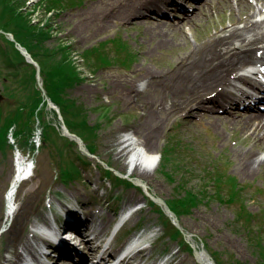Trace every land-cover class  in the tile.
Segmentation results:
<instances>
[{"label":"rangeland","instance_id":"374dc122","mask_svg":"<svg viewBox=\"0 0 264 264\" xmlns=\"http://www.w3.org/2000/svg\"><path fill=\"white\" fill-rule=\"evenodd\" d=\"M100 1L84 0L81 6L60 13L50 25L45 21L42 23L45 30L52 26L51 32L56 31V26L61 27L63 32L57 35L66 36L74 43L77 62L88 79L70 94L87 108L88 123L92 126L99 125L94 137L99 159L88 156L89 162L85 166L83 179L64 183L57 177L58 172L52 155L48 152H36L32 177L20 185L14 200L15 216L8 217L5 196L15 170V153L0 155V263L3 256L16 259V251L29 252V249L24 251L19 241L29 237L34 243H38L37 239L30 236V230L36 232V227L45 219L50 204H60L67 200L86 202L85 206L91 209L90 216L94 226L99 229L104 225L102 236L109 234L118 219L119 211L128 207L138 208L122 232L138 226L130 235L143 233L151 235L147 238L159 236L149 246L147 256L151 257L147 259L148 263L166 258L171 259V264L200 262L180 241H175L166 234L162 216L156 206L148 204L145 191L138 187V184H111L110 180L114 178L110 175L112 173L105 175L96 165V162L102 161L107 162L123 176L141 180L149 192L168 201L184 196L186 189L198 192L203 188V179L209 176L208 171H218L224 179H236L238 187H243L247 209L252 214H262L264 221V165L252 174L244 173L240 165L243 153L251 148L257 149L258 143L249 138V133H244L241 126H234L224 119L221 110L216 112L223 118L219 125L214 124L216 121L209 118L207 112H211L202 102L214 99L210 94L213 91H210L207 97L202 94L193 96L184 108L173 113L165 125L159 128V136L153 143V150L161 153L173 135L175 141L182 138L184 144L193 143V151L200 150L202 156L191 159L189 165L192 174L186 168L176 174L170 167L168 171L174 176L171 180L160 162L156 170H148L146 176H141L140 172L133 171L134 164L130 161L132 152L128 153L125 162L117 159V153L123 148L118 137L134 130L143 133L144 130L152 129L150 120L142 127L146 117L152 113V105H149L148 100L160 94L158 80L164 73L173 71L176 58L181 54L180 50L192 49L210 34L231 25L233 20L239 19L238 11H230L225 5L226 0H215L210 4L214 8L207 5L206 10L200 12L197 6L202 2H199L190 10L188 13L193 17L192 23L185 22L184 14L177 8L169 9L172 15H169L168 19L175 23L169 22L165 30L155 29L159 26L153 23L155 17L112 19L107 26L102 27L101 22L95 21L91 15L93 8L100 7L99 11L104 15L116 10V2ZM37 12L43 15L42 11ZM139 15L144 16L141 12ZM182 28L188 36L187 40L184 39ZM118 40L126 41L135 52L132 67L125 68L120 64L110 63L97 72L92 71L81 54L84 55L86 50L95 47L104 52H115L114 46ZM47 43L50 44L49 40ZM55 44L57 40L54 41ZM144 82L145 87L142 85ZM227 109L235 119L236 114L242 113H236L238 110L229 108L228 105ZM103 110L106 111L108 119L99 118L98 115ZM52 115L47 112L46 118H52ZM160 115L158 109L156 116ZM29 150L26 148L22 154L31 159ZM259 156L264 157V150ZM213 160H216V164ZM183 181H188V184L181 188ZM207 181L211 182L210 179ZM212 184L203 188L207 191V197L203 198L205 201L190 213L180 216V227L185 229L195 251L203 252L208 249L226 264H229V261L260 264L258 247L252 240L259 231V228L254 227L258 220L248 222L246 217L238 218V203L230 202L228 197L216 198L217 192ZM12 231L17 235H13ZM262 232L264 234V226ZM12 239L15 240L14 245L11 244ZM117 246L118 244H115L113 249Z\"/></svg>","mask_w":264,"mask_h":264},{"label":"trees","instance_id":"16d2710c","mask_svg":"<svg viewBox=\"0 0 264 264\" xmlns=\"http://www.w3.org/2000/svg\"><path fill=\"white\" fill-rule=\"evenodd\" d=\"M45 1L48 10L56 9L64 12L81 5L84 0ZM25 5L26 0H0V29L2 30L0 31V89L6 96V99L0 103V155L5 156L8 152H13L16 147L9 142L10 132L13 133L19 149L29 148L31 152H34L36 146L32 141V135L34 125L38 124L42 129L39 150L52 154L55 167L58 169V178L68 182L80 178L87 159L78 150L75 142L61 134L57 125L56 113L47 109L45 97L37 85L36 68L25 59L14 41L9 39L5 32L13 33L15 39L24 45L40 63L47 95L60 107L69 129L81 136L92 152L97 150L94 137L95 130L99 125H90L87 119V108L78 99L69 95L70 90L85 80V77L77 70V65L72 58L75 52L74 43L59 40L57 44L49 46L47 40L52 37L51 33L32 22L31 13L24 8ZM66 40H70V38ZM114 48L115 52H111L114 54H111L110 51L99 50V47L88 50L86 57L91 70L97 72L110 63L131 68L135 61V52L122 40H118ZM47 112H51L56 118H46ZM106 117L108 118V115ZM192 151L193 146L184 144L181 139L172 140L163 154L165 169L171 167L177 174L186 168L192 174L189 165L191 159L202 156L200 150ZM198 160L196 159V161ZM212 162L216 164V160ZM167 173L173 180L174 176L169 171ZM208 175L203 179L205 182L201 184L203 188L213 183L217 192L216 198L228 197L230 202L238 203V218L246 217L248 222L253 219L258 220L254 227L259 228V231L255 237H252V240L258 247L259 262L264 264L263 215L252 214L247 209L243 187H238L234 177L224 179L218 171H208ZM208 179L211 180L210 183H208ZM187 184L188 181H183L180 187L184 188ZM200 190L196 192L186 189L184 196L173 198L167 202L180 217L190 213L205 201L203 198L207 197V191L206 189ZM169 232L173 239L179 238L181 243L192 250V246L186 241L180 228L169 223ZM212 255L218 264H226L216 253L213 252ZM229 264L247 263L229 261Z\"/></svg>","mask_w":264,"mask_h":264},{"label":"bare ground","instance_id":"6f19581e","mask_svg":"<svg viewBox=\"0 0 264 264\" xmlns=\"http://www.w3.org/2000/svg\"><path fill=\"white\" fill-rule=\"evenodd\" d=\"M107 1H115L116 10L102 15V12L99 11L100 7L97 6L93 8L91 14L95 21L101 22L102 27L107 26L112 19L128 20L131 17L142 19L138 17L141 8L147 9L156 0ZM213 1L203 0V3L198 5V10L203 12L206 10L207 5L214 8L210 5ZM98 2L101 1L98 0ZM225 5L230 8V11H238L239 19L233 20L231 25L221 31L210 34L207 39L199 42L194 48L186 51L180 50L182 55L180 54L176 58L173 71L164 73V76H161L158 80L161 92L158 96L148 100L149 105H152V113L146 117L145 122L142 124V127H144L147 121L150 120L153 126H151L152 129L144 130L143 133L134 130L118 137L123 148L117 153V159L125 162L128 153L132 152L130 161L134 164L133 171L140 172L141 176H146L148 170H156L160 165V152L153 150L154 140L159 136V128L165 125L173 113L184 108L193 99V96L202 94L207 97L210 91L215 93L214 99L202 102L205 103L204 106L208 107L212 113L207 112V115L216 121L214 124L219 125V121L224 117L234 126H241L244 129L243 132L249 133V138L258 143L257 149L251 148L243 153L244 157L240 164L242 171L250 174L256 173L264 165V157L259 156V153L264 150V110L254 107L236 114L235 119L229 114L226 106L227 103L235 101L231 87L236 88L237 81L246 82L247 80L246 76L243 73H239V71L247 64L258 63L259 61L264 63V0H226ZM158 6L168 8L166 4H163V1ZM165 10L161 11V13H165ZM148 14H146V18L156 16L153 23L159 26L155 29L162 28L165 30L166 26H169V22L175 23L165 15ZM183 17L185 22L192 23L193 17H190V13H185ZM182 33L184 39L187 40L188 36L183 28ZM256 83V80L248 82L250 85ZM142 85L145 87V82ZM219 106L224 108L221 113L223 117L216 112ZM158 109L161 112L160 116H156ZM32 172L33 164L31 165V160L22 154L17 155L15 171L11 176L10 186L6 193V214L8 217L15 216L14 200L18 188L24 180L32 177ZM89 230H92L93 238L87 237L84 233H81L78 238L88 249L93 250L94 240L102 237L104 225L97 229L90 222ZM12 234L17 235L15 231H12ZM30 236L36 239L37 233L30 230ZM19 242L24 251L28 249L32 251L35 248V243L29 237L23 238ZM11 244H15L14 239L11 240ZM98 248L99 250L105 249L103 246ZM15 254L16 259L3 256L0 264H7L8 262L22 264L19 259H21L23 252L16 251ZM197 254L200 262L204 264L212 263L209 254L205 251ZM146 255L147 250H141L133 259H142ZM85 264H91V262L87 261ZM125 264L136 263L130 260Z\"/></svg>","mask_w":264,"mask_h":264},{"label":"water","instance_id":"95a60500","mask_svg":"<svg viewBox=\"0 0 264 264\" xmlns=\"http://www.w3.org/2000/svg\"><path fill=\"white\" fill-rule=\"evenodd\" d=\"M9 36H10V38H11L12 40L15 41V39H14V37H13L12 34H9ZM16 45H17V47L23 52V54L27 57V60L32 61V62H35V61L33 60V57L31 56V54L29 53V51H28L25 47H23L21 44H19V43H17V42H16ZM37 68H38V73H39V70H40L39 65L37 66ZM1 99H3V95L0 93V100H1ZM67 131H68V130H67ZM161 202L164 203L162 200H161Z\"/></svg>","mask_w":264,"mask_h":264}]
</instances>
